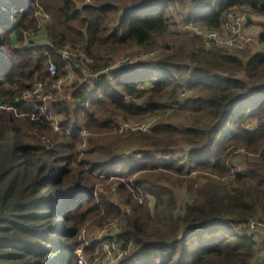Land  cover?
<instances>
[{"label": "trees", "instance_id": "1", "mask_svg": "<svg viewBox=\"0 0 264 264\" xmlns=\"http://www.w3.org/2000/svg\"><path fill=\"white\" fill-rule=\"evenodd\" d=\"M186 3L0 0V264H80L82 229L119 217L118 264H264V234L256 241L248 230L264 220V54L206 50L175 33L171 10ZM190 7L185 21L208 30H220L231 12L264 18V0H190ZM41 12L53 23L42 26ZM26 37H35L28 46ZM160 44L166 56L153 66L108 72L120 52ZM70 47L92 63L97 81L71 95L73 113L54 103L68 119L54 132L41 106L22 95L50 80L51 63L61 77L59 52ZM168 113L148 133L115 132L122 122ZM183 117L185 127L172 124ZM129 149L140 160L122 159ZM177 150L183 158L167 161ZM238 152L247 159L242 174L231 163ZM193 172L206 180L200 188L187 179ZM100 174L132 181L152 207L122 183L132 211L122 214L96 194ZM178 185H187L191 201L183 209L171 188Z\"/></svg>", "mask_w": 264, "mask_h": 264}, {"label": "rangeland", "instance_id": "2", "mask_svg": "<svg viewBox=\"0 0 264 264\" xmlns=\"http://www.w3.org/2000/svg\"><path fill=\"white\" fill-rule=\"evenodd\" d=\"M187 3L185 5H177L174 9L171 10L172 17H175L177 19L178 27H176L173 31L177 33L179 29V25L181 22L185 21L190 13H191V7H190V0H184ZM42 13V12H41ZM43 13L40 16V23L42 26H46L49 24V22L52 24V20L48 19V17H43ZM250 16V15H249ZM252 19H257L256 16H250ZM36 37V36H35ZM35 37L30 38L26 37L24 46H28L30 41L33 40ZM185 39H191L184 37ZM47 44L46 42H43ZM160 44V47L158 50L153 51H144L141 48L134 47L128 51L120 52L119 54L115 55L113 57V62L111 65V68L109 69V73L113 74L114 72L126 67L122 62L126 60L127 58L131 59V61L134 60L133 64L127 65L126 68L138 70L140 66H153L154 63L157 62V60H161L166 56L165 50L162 48ZM67 47V46H66ZM72 48V50L77 54V57L73 60L69 61L66 64V67L69 66L73 71V77H75V81L71 86H68L64 89L58 100H62L66 103H68V106L70 108V111L73 113L75 106L72 102L71 95L77 90V88L82 87L85 83H95L97 81V78H95L94 75L91 74V68L93 67L92 63H89L86 60V57H84L80 51V48ZM253 55L256 54H264V47L260 46V44H255L254 50L250 51ZM150 53H155V56L150 57L148 56ZM138 57L139 59L137 60ZM149 58V59H146ZM142 69V68H140ZM64 73L61 75L63 76ZM40 83H43V81H35L33 87L28 91L25 92L22 95V100L25 97V95H32V93L35 90H39ZM45 90L48 91L47 88ZM46 92V91H45ZM188 96L181 97V101H186ZM36 101V100H35ZM24 102V101H23ZM54 103H48L46 105H42L39 107L43 114L47 116L49 119L52 127H57L59 130H55L54 132H60L62 125L67 123V118L60 116L56 114L54 111ZM34 104V103H33ZM35 105V104H34ZM171 114L168 113L167 116H160V117H152V118H144L140 120H134V121H144L151 127L156 126L159 123H162L166 120L168 116ZM75 120V118H74ZM73 120V121H74ZM176 127H185L187 125L186 123V117H183L181 119H176L172 123ZM116 133L118 134V128L115 129ZM119 135V134H118ZM85 138L87 136H84ZM136 149H129L120 152V155L122 159H130V160H140V157L135 156ZM186 152H183L182 150H177L174 155L166 158L167 161L179 160L183 158L184 154ZM237 156H234L232 159V168L236 171V166L239 167L243 173L245 172V162H247L246 155L243 152H238L236 154ZM158 159H161L160 157L156 156ZM176 160V161H177ZM196 178V177H195ZM188 180L193 181L195 188H200L206 180L204 177H200L198 179H194L191 175L187 176ZM123 183L124 187L126 188V193L130 196H132L135 200H138L140 204H143L146 202L148 207H152V199L148 194H145L140 188L136 187V184L131 182H125L124 179H119L117 177H109L106 174H100L98 176V184L95 188L96 194H99L103 196L104 198L110 200L112 203H114L122 212V214H131V209L127 208L125 206V199L121 195L120 192V185ZM171 188L174 191V194L177 198V201L179 203L180 208H184L186 205L190 204V199L188 196V187L187 185L184 186H171ZM131 197V198H132ZM132 198V199H133ZM124 219L122 217L113 219L109 221L107 224H105L103 227H97L92 223H88L80 232L78 237V248L76 249V255L78 257V260L80 261V264H118L119 259L117 260V252L112 250V243L113 241L117 240L118 235L122 232V227L124 224ZM118 249L121 250V245H117ZM258 258V257H257Z\"/></svg>", "mask_w": 264, "mask_h": 264}, {"label": "built area", "instance_id": "3", "mask_svg": "<svg viewBox=\"0 0 264 264\" xmlns=\"http://www.w3.org/2000/svg\"><path fill=\"white\" fill-rule=\"evenodd\" d=\"M262 30H264V18H257L254 20L245 14L231 12L227 15L225 23L222 25L220 30H208L206 28L196 26L192 22L183 21L179 25L178 33L187 38H198L202 40L206 50L218 48L224 50L230 55H235L240 52L253 51L255 44H259L258 37ZM254 55H256V53ZM59 56L63 62L68 63L76 58L77 54L71 49H63L59 52ZM148 56L153 57L155 56V53H150ZM136 58L137 60L139 59L138 57ZM133 63L136 62H134V60L131 61L129 58L122 62V64L126 67L127 65ZM48 74L50 80L48 82L40 83L39 90H35L32 95H25L23 98L24 102L34 103L38 106L56 102L64 89L71 86V84L75 81L73 71L69 66L65 68L64 75L58 77L56 65L51 63L48 69ZM45 88H47L48 91L45 90ZM151 128L152 127L144 121L122 122L118 126V133H148ZM54 129L59 130L57 127H54ZM82 135L88 136L85 131L82 132ZM234 173L242 174L243 171L236 166V171L234 170ZM198 175L199 174L195 172L191 174L194 178ZM248 230L254 239L259 241L260 236L264 234V220L261 222L254 221L249 223ZM112 250L117 252L116 259L118 260L121 256L120 250L116 246H112Z\"/></svg>", "mask_w": 264, "mask_h": 264}]
</instances>
